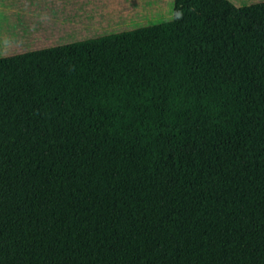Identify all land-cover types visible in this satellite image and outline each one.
<instances>
[{
	"label": "trees",
	"instance_id": "16d2710c",
	"mask_svg": "<svg viewBox=\"0 0 264 264\" xmlns=\"http://www.w3.org/2000/svg\"><path fill=\"white\" fill-rule=\"evenodd\" d=\"M0 264H264V3L0 58Z\"/></svg>",
	"mask_w": 264,
	"mask_h": 264
},
{
	"label": "rangeland",
	"instance_id": "374dc122",
	"mask_svg": "<svg viewBox=\"0 0 264 264\" xmlns=\"http://www.w3.org/2000/svg\"><path fill=\"white\" fill-rule=\"evenodd\" d=\"M240 8L264 0H228ZM173 0H0V58L169 21Z\"/></svg>",
	"mask_w": 264,
	"mask_h": 264
}]
</instances>
